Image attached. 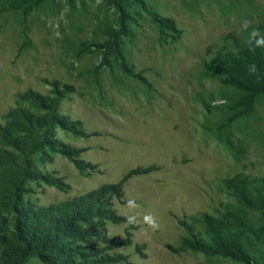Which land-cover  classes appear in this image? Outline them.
Returning a JSON list of instances; mask_svg holds the SVG:
<instances>
[{
  "label": "rangeland",
  "instance_id": "374dc122",
  "mask_svg": "<svg viewBox=\"0 0 264 264\" xmlns=\"http://www.w3.org/2000/svg\"><path fill=\"white\" fill-rule=\"evenodd\" d=\"M144 1L181 31L161 43L136 9L125 57L145 81L100 67L119 17L107 0H47L26 19L0 0L1 202L22 187L41 222L89 214L86 264H264V212L239 201L264 198V95L245 113L211 70L264 40V0ZM227 207L233 255L186 249L211 244Z\"/></svg>",
  "mask_w": 264,
  "mask_h": 264
},
{
  "label": "trees",
  "instance_id": "16d2710c",
  "mask_svg": "<svg viewBox=\"0 0 264 264\" xmlns=\"http://www.w3.org/2000/svg\"><path fill=\"white\" fill-rule=\"evenodd\" d=\"M4 1L10 9L18 11L21 17L26 19L35 8L47 0ZM107 2L117 10L119 17L117 26L107 32V40L100 46V67H110L115 63L121 73L141 79L132 72L125 57L126 39L133 40L135 37L133 26L137 25L140 16L136 9L140 8L142 12L147 13L151 22L158 26L161 43H167V37L176 41L181 31L177 30L174 20L163 18L156 12H149L144 0ZM169 32L172 36H168ZM211 70L218 74L225 84L242 93L240 104L243 111L251 112L257 99L264 95V40H252L238 47L236 52L219 54L213 61ZM12 147L17 149L16 146ZM28 179L39 180V176L30 172ZM21 188L6 191L7 202H1L0 198V264H28L31 259H36L41 264H86L85 251L81 245L86 237L82 224H91L93 218L82 212L74 218L56 216L41 222L32 208H27L21 198L18 199ZM239 201L246 209L264 212V198L254 200L247 195H241ZM6 213L13 215L8 218ZM235 221L243 220L237 216L232 223ZM209 227L212 236L210 245L187 243L185 248L210 257L232 256L229 247V231L232 228L229 223V207L225 208L221 218L215 220L214 224L209 223Z\"/></svg>",
  "mask_w": 264,
  "mask_h": 264
}]
</instances>
